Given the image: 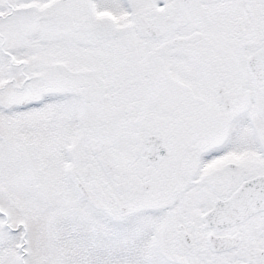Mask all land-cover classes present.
Instances as JSON below:
<instances>
[{
    "label": "snow or ice",
    "instance_id": "snow-or-ice-1",
    "mask_svg": "<svg viewBox=\"0 0 264 264\" xmlns=\"http://www.w3.org/2000/svg\"><path fill=\"white\" fill-rule=\"evenodd\" d=\"M0 264H264V0H0Z\"/></svg>",
    "mask_w": 264,
    "mask_h": 264
}]
</instances>
